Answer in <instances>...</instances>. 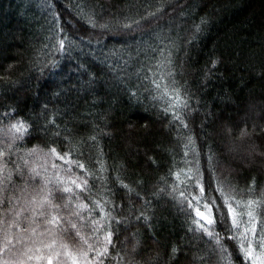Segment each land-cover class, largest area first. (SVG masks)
Returning a JSON list of instances; mask_svg holds the SVG:
<instances>
[{
    "label": "trees",
    "instance_id": "trees-1",
    "mask_svg": "<svg viewBox=\"0 0 264 264\" xmlns=\"http://www.w3.org/2000/svg\"><path fill=\"white\" fill-rule=\"evenodd\" d=\"M133 21L140 25L123 27ZM65 35L71 46L66 41L57 51V36ZM165 58L171 63L161 70ZM152 79L161 91L166 84L170 92L180 90L187 127L164 113L168 98L153 99ZM4 113H12L11 120ZM19 118L32 128L13 145V161L21 163L23 155L42 164L26 155L34 147L71 151L98 178L75 166L73 175L87 178L93 193H106L117 206L112 216L121 223L112 224L105 264H250L228 239L227 224L218 220L212 229L226 245L224 257L207 236L190 231L188 213L195 212L172 186L179 183L176 172L198 166L205 199L220 195L218 184L245 199L264 198V0H0V128ZM41 174L54 182L51 168ZM13 181L8 191L16 196L28 195L21 193L25 181L29 193L42 184L27 171L14 173ZM188 191L198 195L199 187ZM141 212L147 222L137 220ZM61 214L89 234L86 221L68 210Z\"/></svg>",
    "mask_w": 264,
    "mask_h": 264
},
{
    "label": "snow or ice",
    "instance_id": "snow-or-ice-1",
    "mask_svg": "<svg viewBox=\"0 0 264 264\" xmlns=\"http://www.w3.org/2000/svg\"><path fill=\"white\" fill-rule=\"evenodd\" d=\"M54 19L59 25V17L54 15ZM88 22L93 27L98 26L94 18H90ZM66 23L73 31H78L70 21ZM201 23L203 24L204 21L202 20ZM133 24L139 26L140 22L126 23L123 27L131 30ZM99 26L106 27V25ZM196 30H200L199 25L196 26ZM59 31L64 32L65 28L61 26ZM66 41H68L67 35L63 38L57 36V51L66 49ZM70 46L71 41H68L67 47ZM160 51L163 56L164 50ZM158 63L162 70L166 64L171 63V60L165 58ZM216 63L218 61H213V67ZM53 64L55 66V62ZM164 75L161 71V80L164 79ZM167 75L171 76L172 73L169 71ZM151 83L155 86L157 93L153 97L154 100L168 98L167 107L163 109L164 113L171 111L173 121H178L183 127H187L180 115V109L187 108L188 104L186 100H183L180 90L172 87L170 92L169 85L166 84L161 91V83L158 80L152 79ZM172 84H175L174 80ZM4 116L11 120L12 113H4ZM51 122L54 123V121ZM31 128L32 125L23 118L15 119L6 127L0 128L2 133L0 135V264H105V261L110 258L109 246L113 245L112 224L113 222L121 223L112 216L117 206L106 193L103 198L99 193H93V186L89 185L87 178L73 175V166H75L84 171L85 177L98 178L79 159L73 160L71 151L62 154L55 146L47 151L34 147L26 155L41 160L42 164L34 165L23 155H18L21 163L13 161V145L30 136ZM91 139L95 141L96 137L93 136ZM191 144L192 138L189 137L188 143L185 144V156L188 155L187 149ZM57 159L64 161L66 167L57 165L55 162ZM209 162H211V156ZM10 163L14 164L13 168L9 167ZM41 168L44 173H47L49 168L53 170L54 182L53 179L41 174ZM102 170L103 168L98 171ZM26 171L30 180L39 177L42 181L41 186L33 188L29 193V181H25L21 193H27V196L9 194V186L14 184V173L23 177ZM181 174L184 179H181ZM175 175L179 183L173 184L172 193L178 192L181 203L195 212L194 217L188 213L193 225L189 230L207 236L209 243L214 242L213 252L224 257L227 253L226 245L220 234L212 230L219 220L228 225L225 233L226 235L231 233L228 235L229 240L238 242L239 252L244 260L250 261V264H264V198L245 199L243 196H238L236 189L231 186L225 190L218 184L214 191L219 192L220 195L205 199L203 175L198 166L195 170L181 169ZM120 183L128 193L134 192L129 185L122 181ZM179 184H184L185 189L179 190ZM195 187H199L198 195L188 191L189 188ZM246 191L251 194L254 189L249 188ZM135 195L139 197V193ZM65 197L67 199L62 205L55 202L64 200ZM21 199H24L23 204ZM221 199L223 202L217 203ZM147 204L148 202L145 201V205ZM62 209L68 210L69 215L76 221H86L89 225V234L82 232L78 223L66 219L61 214ZM139 219L148 221V217L143 212L137 217V220ZM62 225H69V227H62ZM177 251L175 247L172 249L173 254Z\"/></svg>",
    "mask_w": 264,
    "mask_h": 264
}]
</instances>
